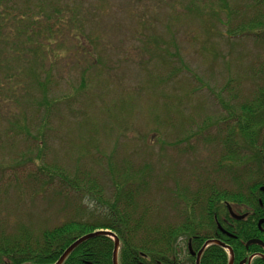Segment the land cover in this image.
<instances>
[{
    "label": "trees",
    "instance_id": "16d2710c",
    "mask_svg": "<svg viewBox=\"0 0 264 264\" xmlns=\"http://www.w3.org/2000/svg\"><path fill=\"white\" fill-rule=\"evenodd\" d=\"M221 1L218 8L227 10L225 0ZM252 1L256 7L255 16L239 25L240 30L227 33L232 35L231 38H241L247 34L261 44L264 42V0ZM171 2L173 7L181 3L185 19L190 22L197 18L202 25L207 24V31L212 26V18L219 20L216 10L203 11V7L214 6L212 2ZM232 13L235 14L230 11V15ZM131 16L126 15V19ZM181 18L177 12L170 14L168 22L165 20L166 29L175 26ZM62 25H68V18L65 21L61 5L55 4L53 0H0V116L9 122L7 128L0 127V149L15 145L21 134L25 136V141L41 142L50 117L52 100H49L48 94L53 70L59 60L68 54V49L60 45ZM7 28H10L9 32ZM70 32L75 40V51L81 50L83 33L77 28ZM21 37L24 41L18 44ZM98 38L99 35H92L88 39L93 42ZM162 43L165 41L156 36L149 37L143 48L152 58L162 60V64L166 65L170 63L167 58L171 55L161 48ZM161 51L168 55L166 59L159 54ZM86 76L82 73L78 88L85 87ZM254 78L257 79L255 89L237 107L214 95L228 114L226 118L219 119L218 124L228 126H225L227 135L222 136L218 132L207 137L206 141L212 145L211 150L217 158L212 162L213 170L205 169L203 174L193 173V177L188 176L185 186H180L177 182L179 178L176 177L173 182L175 189H169L170 196L164 198L161 206L153 207V166L143 160L132 163L127 156L118 158L110 146L103 160L108 164L106 176L112 185L111 199H98L97 193L101 188L96 179L87 180L90 186H80V179L70 180L63 172L53 173L51 178L57 176L63 187H68L64 190L70 189L74 199H77V203L73 202L69 206L78 218L52 226L44 224L40 228L23 224L0 226V264H55L76 240L99 230H108L118 238V264H195L196 258L191 254H197L209 241H219L224 247L217 244L207 246L200 256L199 264H229L228 249L233 254V264H247L250 257V264H264V60ZM155 83L156 80H153V87ZM21 89L26 90L27 99L15 96ZM193 90H186L185 99L191 100ZM74 94L77 92L74 91ZM29 102L34 107L26 115L23 110ZM9 104L15 105L22 115L21 119L6 113L5 107ZM123 106L122 102V106L114 110L109 107L107 116L122 115ZM196 108L195 115L206 120L203 108ZM188 109L191 111L192 106L186 103L187 113L179 119V123L170 103L167 108L163 106L161 111L154 107L153 111L147 110L146 113L147 122L152 125L157 123L159 127L168 125L177 130L171 136L181 135L170 146L175 147L180 158L186 157L187 152H194L192 146L187 147L194 136V133L188 134L194 123V116ZM32 113L36 117H32ZM161 113L164 117L160 116ZM39 115L41 119L37 125V135L32 136L30 126ZM107 116L102 117L106 118L102 121V129L97 127V117L82 122L75 131H86V142L76 147L94 148V152L98 151L97 155H100L97 148L101 139L111 144L109 137L118 134ZM183 124L186 126L184 130ZM129 128L128 125L127 130ZM201 130L199 127L198 131ZM158 131L155 130L156 135L152 133L149 136L150 140L153 136L158 139ZM73 134L68 133V137ZM183 142L187 144L184 147L181 146ZM44 172L45 169L39 167L38 173ZM210 172L215 173L212 178ZM194 182L196 185L191 188ZM87 197L97 201L96 211L91 212L89 218H83V209L79 207ZM228 204L235 214H246L245 218L234 219L228 211ZM170 210L172 212L167 214ZM250 240H259L262 245L250 244L246 247ZM113 248V239L96 236L78 245L62 264H112Z\"/></svg>",
    "mask_w": 264,
    "mask_h": 264
},
{
    "label": "rangeland",
    "instance_id": "374dc122",
    "mask_svg": "<svg viewBox=\"0 0 264 264\" xmlns=\"http://www.w3.org/2000/svg\"><path fill=\"white\" fill-rule=\"evenodd\" d=\"M201 1L214 4L203 7V11L216 10L218 14L219 20L212 18L208 31L207 24L202 25L197 18L188 22L182 4L173 7L171 0H53L61 5L65 21L68 18V25H62L60 35V45L68 49V54L53 70L48 94L52 105L41 142L25 141L21 134L15 145L0 149V226L23 224L40 228L44 224L52 226L78 218L69 206L77 203V199L70 189L64 190L68 187H63L57 176L51 178L53 173L63 172L70 180L80 179V186H90L87 180L96 179L101 188L98 199L110 200L113 190L106 176L108 164L103 160L110 146L118 158L127 156L132 163L143 160L153 166L154 178L150 187L153 207L161 206L164 198L170 196L169 189H175L176 177L178 184L185 186L193 173L213 170L212 162L217 158L206 140L218 132L227 135V124L220 125L218 120L228 116L214 95L235 107L250 96L257 84L254 74L264 60V42L257 43L247 34L231 38L232 35L227 33L240 30L239 25L255 16L252 0H225L227 10L218 8L221 0ZM171 11L182 18L166 29L165 20L168 22L170 14L174 15ZM230 11L235 14L230 15ZM126 15L132 16L126 19ZM75 28L83 33L79 51H75V40L70 36V31ZM92 35H99V38L91 42L88 38ZM153 36L165 41L161 48L171 57L167 58L162 51L159 54L170 63L164 65L162 60L152 58L144 51L143 45H147V40ZM21 41H24L23 37L18 44ZM82 73L87 74L85 87L78 88ZM153 80H156L154 87ZM189 88H194L191 100L184 97ZM74 91L77 94L73 95ZM15 96L28 98L24 89ZM122 102V115L107 116L109 107L114 110L122 106ZM169 103L177 113L178 123L187 113L186 103L192 106L188 112L194 116V123L188 134L194 133V136L189 145L183 142L181 146H192L194 152H187L184 158L179 157L175 147H170L181 138L180 134L171 136L177 130L168 125H152L146 119L147 110L153 111L156 107L161 111ZM33 107L34 104L29 102L23 112L29 115ZM196 107L203 108L206 120L195 115ZM5 109L8 115L21 119L15 105L9 104ZM40 115L30 126L32 136L37 135ZM104 115L118 132L109 137L111 144L101 139L97 148L100 155L94 148L76 147L86 142V131H75L79 125L97 117V127L102 129ZM31 116L36 117L34 113ZM160 116L164 117V114ZM8 126L9 122L0 116V127ZM185 128L183 124L182 130ZM155 130H159L158 139L153 136L150 140L152 133L156 135ZM68 133L74 134L68 137ZM39 167L45 169L43 174L38 173ZM210 174L212 178L215 173ZM155 180H158L156 185ZM194 184L196 182L191 183V188ZM96 205L97 201L88 197L83 199L79 207L83 209V218H89V214L96 211ZM171 212L167 211V214Z\"/></svg>",
    "mask_w": 264,
    "mask_h": 264
},
{
    "label": "water",
    "instance_id": "95a60500",
    "mask_svg": "<svg viewBox=\"0 0 264 264\" xmlns=\"http://www.w3.org/2000/svg\"><path fill=\"white\" fill-rule=\"evenodd\" d=\"M263 164H264V156H263ZM262 190L264 191V189L262 188ZM231 215L233 218L235 219H242L243 217L242 216H236L234 214H232V212L230 211ZM107 236V237H110L111 239H113L114 241V248H113V253H112V264H118L117 262V252H118V246H119V240L118 238L110 231L108 230H99V231H96V232H93V233H89L81 238H79L78 240H76L72 245H70L65 251L64 253L60 256V258L58 259V261L55 263V264H62L63 261L65 260V258L78 246L80 245L81 243H83L84 241L88 240V239H91L93 237H96V236ZM212 244H217V245H220L222 247H224V244H222L221 242L219 241H209L207 242L201 249L200 251L196 254V261H195V264H199V260H200V256L201 254L203 253V251L205 250V248L208 246V245H212ZM250 244H261L262 243L259 241V240H250L246 243V247H248ZM229 251V254H230V257H229V264H233V254L232 252L228 249ZM252 257H250L248 259V263L247 264H250V261H251ZM243 264V263H241Z\"/></svg>",
    "mask_w": 264,
    "mask_h": 264
},
{
    "label": "flooded vegetation",
    "instance_id": "af4514ba",
    "mask_svg": "<svg viewBox=\"0 0 264 264\" xmlns=\"http://www.w3.org/2000/svg\"><path fill=\"white\" fill-rule=\"evenodd\" d=\"M227 208H228L229 213H230V211H231L232 214H234V215H236V216H242L243 218H245V215H246V214H242V215H237V214H235V213L232 211V208L230 207L229 204L227 205ZM230 215H231V213H230ZM231 216H232V215H231ZM243 218H242V219H243ZM234 219H235V218H234ZM236 220H240V219H236ZM191 255L195 257V254H194V253H192Z\"/></svg>",
    "mask_w": 264,
    "mask_h": 264
}]
</instances>
